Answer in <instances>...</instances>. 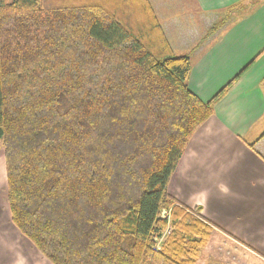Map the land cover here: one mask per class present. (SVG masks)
Listing matches in <instances>:
<instances>
[{"label":"trees","instance_id":"1","mask_svg":"<svg viewBox=\"0 0 264 264\" xmlns=\"http://www.w3.org/2000/svg\"><path fill=\"white\" fill-rule=\"evenodd\" d=\"M239 9H221L206 35ZM255 59L202 101L188 88L190 55L173 52L148 0H0L12 224L52 264H196L213 224L168 183Z\"/></svg>","mask_w":264,"mask_h":264},{"label":"crops","instance_id":"2","mask_svg":"<svg viewBox=\"0 0 264 264\" xmlns=\"http://www.w3.org/2000/svg\"><path fill=\"white\" fill-rule=\"evenodd\" d=\"M195 2L201 12L219 13L237 4L241 9L216 38L205 42L207 37L198 47L187 81L190 91L209 101L256 59L191 135L168 192L186 206H200L213 224L206 249L226 241L228 264L238 256L239 264H264V0ZM1 205L0 264H52L16 230L9 209ZM219 248L211 251L214 264Z\"/></svg>","mask_w":264,"mask_h":264},{"label":"rangeland","instance_id":"3","mask_svg":"<svg viewBox=\"0 0 264 264\" xmlns=\"http://www.w3.org/2000/svg\"><path fill=\"white\" fill-rule=\"evenodd\" d=\"M53 3V6H60L64 0H48ZM151 4L153 11L155 12L159 23L164 31V34L173 50L177 55L189 54L191 60H194L198 47L203 43L205 38H216L218 31L214 34L206 35L208 30L221 20L222 16L213 12H201L196 6L195 0H148ZM225 9V8H224ZM212 35V36H211ZM211 36V37H210ZM176 46V48H173ZM6 175L3 160V147L0 145V201L1 207L7 209L6 201ZM17 230V229H16ZM18 231V230H17ZM22 235V234H21ZM23 236V235H22ZM212 234L206 245L200 249L196 264H214V257H211V251L216 250L220 255L218 264H228L225 251L228 246L226 241H219V244L215 242L212 247L209 246V242ZM205 251V252H204ZM204 253V254H203ZM201 254L204 257L201 258ZM201 258V259H200ZM242 259L241 256L236 257L235 264H239L238 261ZM230 261V260H228Z\"/></svg>","mask_w":264,"mask_h":264}]
</instances>
